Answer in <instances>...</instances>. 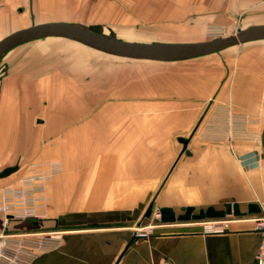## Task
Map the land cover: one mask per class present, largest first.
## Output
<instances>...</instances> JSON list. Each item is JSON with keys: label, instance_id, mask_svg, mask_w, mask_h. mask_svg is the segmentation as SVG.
Wrapping results in <instances>:
<instances>
[{"label": "crops", "instance_id": "crops-1", "mask_svg": "<svg viewBox=\"0 0 264 264\" xmlns=\"http://www.w3.org/2000/svg\"><path fill=\"white\" fill-rule=\"evenodd\" d=\"M237 20L239 29L264 25V0H0V39L33 24L66 22L100 25L126 41L197 42L208 40V25L233 29ZM63 38L25 40L0 57L7 69L0 80V144L38 138L39 147L24 152L59 157L65 168L51 187L55 214L39 221L56 226L61 245L32 264H253L262 237L242 228L252 225L242 218L255 214L209 234L199 221L164 223L158 209L171 206L179 214L183 206L238 201L243 210L258 202L264 211V38L174 60H183L175 66L183 71L168 76L163 97L153 66L146 83L145 68L135 67L141 75L129 88L122 65L119 99L87 118L74 112L65 118L63 91H53L64 88ZM197 120L203 127L186 137V154L179 141L186 133L178 129ZM53 137L52 146L43 142ZM0 154L7 160L3 149ZM155 190L159 220L149 224L142 218ZM143 231L148 234L139 236Z\"/></svg>", "mask_w": 264, "mask_h": 264}, {"label": "rangeland", "instance_id": "rangeland-1", "mask_svg": "<svg viewBox=\"0 0 264 264\" xmlns=\"http://www.w3.org/2000/svg\"><path fill=\"white\" fill-rule=\"evenodd\" d=\"M241 26H242V22H240L239 20H237L233 29H229L222 24H210L207 26V28H205L204 37L206 39H211L215 36H218L219 34L226 35L231 32L234 33ZM104 31L106 33L109 32L108 30H106V28ZM115 36H120V33L119 32L115 33ZM59 41L63 42V47H64L63 68H62L63 69L62 77L64 78V82H63L64 88L53 90V91H54V94L55 93L58 94V92L63 91L61 95L63 98L62 99L63 103L60 105L64 107L62 109V112L65 114L64 115L65 118L66 117L69 118V115L74 116L73 114L75 113H80L81 117L83 116L86 117V116H90V114H93V113L102 112L105 106L107 104H110L109 103L110 100L114 101L115 99H119V96H120L118 92L119 87H120L119 86V76L121 75L119 72V68L122 65L128 66L127 75H128V87L129 88L131 84L132 86H134V84L131 83V78H135L137 75H141V73L139 72L137 73V69L135 67L145 68L144 70L145 82L144 83H146V80H149V78L151 79L152 68L151 69L149 68L153 66L155 68L156 73L157 71L160 73V78H161L160 96L161 97L164 96L163 84H166L168 82L167 81V78H169L168 76L176 77L179 74V72H181L182 74V71H183V68L175 67V66L184 64L183 60L170 62V61L131 59V58L115 56V55L108 54L102 51H98L82 43L75 42L72 40L70 41L68 39L63 38V39H60ZM169 72H172V74H170ZM6 75H7V69L4 66H1L0 67V80L4 79ZM88 82H90L91 87L94 83V88H91L88 90L86 87ZM75 84L79 85L80 87L84 86V88L82 90L75 89L72 87V86L75 87ZM48 93L49 95H51V92H49V90H48ZM129 96L130 97L132 96L130 93V89L128 91V97ZM78 97H79V101L77 100ZM11 107L13 108V106ZM203 107L202 109H204ZM214 107L216 109V106L213 104L211 106V110L214 109ZM32 108L34 109L35 106H32ZM50 108L51 106L49 103L48 109L49 111H52ZM36 116L38 117V115ZM11 117H14L13 112H11ZM36 123H38L37 120H36ZM201 123H204V122L200 120L193 121L191 124L189 122L188 126L184 127L185 129L179 127L178 130L185 131L186 134H184L185 136L183 137H187L190 132H191L190 134H193V132L195 133L199 131L203 127V124ZM16 126L17 128L23 127L21 123L20 124L16 123ZM37 139L38 138H35L36 142H37ZM57 139L58 138H55V137L47 138L46 140H43V142L47 141L46 143L52 146L54 144L53 142H55ZM36 142L32 144L31 143L27 144L25 143V137L24 138L15 137L13 143H10L9 147L7 144H4V145L0 144V149H3L4 156L7 158V160H2V161L0 160V172L5 168L4 166L7 164L14 163L11 165L19 166L16 171L4 177V179H0V192H3L4 188L10 187V186L15 187V188H20L22 190H26V192L28 189L29 193L27 194V197H26L27 200L24 203L27 206V212H24V213H29L32 216L33 215L36 216L35 219L30 220L31 222L28 225L23 223L27 220H16V221L10 220L9 223L6 224V229L4 231L5 234L13 233V232L15 233L55 232L54 231L56 229L55 225H50L47 223H46L47 225L46 224L41 225L39 224V221L47 220L55 214V212L53 211L54 203H55V196L51 190V187L56 178H59L60 176L64 175L65 168H64L62 159L59 157L58 158L57 157L42 158L40 157V154L36 155L35 157L34 156L30 157L29 155L30 153L24 152L23 149L27 150L29 148L30 150H33L34 152L35 148H38L40 145V144H37ZM0 156L2 155L0 154ZM181 157H182L181 160L186 159L184 154ZM40 176H45L42 179L44 180L43 181L44 184L41 186H35L34 184H37V183H33V181L36 182L40 180ZM25 178H28L29 180H26ZM26 181H28V183ZM262 189L264 191V186ZM156 191L157 190H155V192L151 194L150 200L145 201V211H146L147 206L151 202L152 198L155 196L154 194L156 193ZM263 196H264V193H263ZM156 203H157V200H155L154 210H153L151 217L148 218L143 215L142 220L144 222H149V224H152L155 221L159 220V218L153 217V214L157 210ZM263 203H264V200H263ZM0 214L3 216L2 217V221H3L4 215L3 213H0ZM19 214L22 215L23 213H19ZM254 216L263 217L264 212L257 213ZM254 216L252 217L247 216L245 218L230 216V217H226L223 219L217 218V220L218 221L223 220L225 222H229V220H239L240 218H242V220H248L252 224L248 227H242V228L253 229L257 222V218H258ZM27 222H29V220ZM199 222H203L205 224L209 221L205 219V220H200ZM2 226L4 227L3 224ZM147 226L149 225L145 223L144 227H147ZM229 229L230 227L228 223L226 230L224 232L228 231Z\"/></svg>", "mask_w": 264, "mask_h": 264}, {"label": "water", "instance_id": "water-1", "mask_svg": "<svg viewBox=\"0 0 264 264\" xmlns=\"http://www.w3.org/2000/svg\"><path fill=\"white\" fill-rule=\"evenodd\" d=\"M57 36L64 37L98 51L115 56L144 59L154 61H174L196 57L219 51L228 46L254 39L264 38V25H250L236 32L197 42H134L118 39L113 33L104 32L100 25H84L66 22H48L33 24L26 28L16 30L0 39V57L11 46L30 39ZM262 146L264 149V129L262 132ZM183 144V152L191 154L187 148L189 138L180 137ZM18 169V165L7 166L0 172V177H5ZM157 194L144 213L145 217H151ZM181 213L177 214L171 206L159 208L160 221L164 223L176 221H200L205 219L225 218L229 215L244 217L249 214L262 213L263 209L258 202H249L247 209L243 210L238 201H227L222 207L209 205L197 209L193 205L183 206Z\"/></svg>", "mask_w": 264, "mask_h": 264}, {"label": "built area", "instance_id": "built-area-1", "mask_svg": "<svg viewBox=\"0 0 264 264\" xmlns=\"http://www.w3.org/2000/svg\"><path fill=\"white\" fill-rule=\"evenodd\" d=\"M228 35V34H226ZM219 34L215 37L226 36ZM213 37V38H215ZM45 176H40V180L33 181L35 186L44 184L42 180ZM29 180L28 178H25ZM25 181V180H23ZM28 183V181H26ZM25 182V183H26ZM29 190H22L15 187H6L3 192H0V213H3V229L0 232V264H32L33 261L44 252H49L57 249L62 242V238L56 232H41V233H7L6 224L10 220H32L36 216H32L27 212V206L24 204L27 200ZM23 213L22 215L19 213ZM264 212V211H263ZM233 216V215H229ZM235 217V216H233ZM258 217L254 226V230L260 232L262 240L259 249L256 253V260L253 264H264V216ZM226 218V217H225ZM223 219V218H220ZM209 222L204 224L206 233H222L226 230L228 222L217 219H206ZM147 231L138 233L139 236H146ZM156 264H172L169 259H164Z\"/></svg>", "mask_w": 264, "mask_h": 264}]
</instances>
